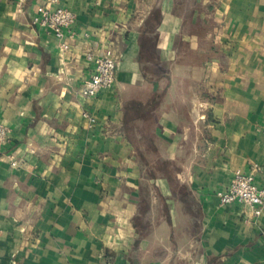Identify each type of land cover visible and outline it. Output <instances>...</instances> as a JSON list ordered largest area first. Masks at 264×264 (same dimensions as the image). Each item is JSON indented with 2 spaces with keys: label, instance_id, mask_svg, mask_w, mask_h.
Masks as SVG:
<instances>
[{
  "label": "crops",
  "instance_id": "obj_1",
  "mask_svg": "<svg viewBox=\"0 0 264 264\" xmlns=\"http://www.w3.org/2000/svg\"><path fill=\"white\" fill-rule=\"evenodd\" d=\"M44 1L0 0V264H264V213L216 194L264 180V0H59L62 39Z\"/></svg>",
  "mask_w": 264,
  "mask_h": 264
},
{
  "label": "built area",
  "instance_id": "obj_2",
  "mask_svg": "<svg viewBox=\"0 0 264 264\" xmlns=\"http://www.w3.org/2000/svg\"><path fill=\"white\" fill-rule=\"evenodd\" d=\"M77 14L72 9L60 4L59 0H48L38 4L33 22L52 30L59 38L65 36V29L72 28L77 22ZM63 49L70 48V44L62 41ZM90 61L94 62V68L89 76L84 78L81 85V93L85 97H94L102 89L113 87L116 82L118 70V60L113 48H107L102 55H95L93 52L87 54ZM91 123L96 118L84 112ZM10 127L0 120V156L7 155L12 166H18L20 160L14 154L6 151V144L10 135ZM261 170L259 165H255L249 173L238 169L234 172L230 184L225 188L216 191L222 205L231 203H242L248 206L252 213L260 216L264 213V180L262 183L256 181V174ZM108 264H118L114 261Z\"/></svg>",
  "mask_w": 264,
  "mask_h": 264
},
{
  "label": "trees",
  "instance_id": "obj_3",
  "mask_svg": "<svg viewBox=\"0 0 264 264\" xmlns=\"http://www.w3.org/2000/svg\"><path fill=\"white\" fill-rule=\"evenodd\" d=\"M139 147H140V146H139ZM163 166H164V165H162L161 162H158V168L162 169ZM156 167H157V166H156Z\"/></svg>",
  "mask_w": 264,
  "mask_h": 264
}]
</instances>
